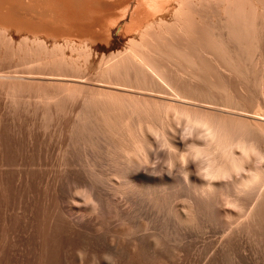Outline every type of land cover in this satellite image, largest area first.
I'll list each match as a JSON object with an SVG mask.
<instances>
[{
    "label": "bare ground",
    "instance_id": "6f19581e",
    "mask_svg": "<svg viewBox=\"0 0 264 264\" xmlns=\"http://www.w3.org/2000/svg\"><path fill=\"white\" fill-rule=\"evenodd\" d=\"M166 1L0 0V43L13 25L39 72L84 78L93 63L99 81L131 90L99 92L105 108L91 115L118 140L104 153L124 188L141 186L154 140L183 162L175 180L201 196L264 199V0H174L155 15ZM111 39L95 59L93 43Z\"/></svg>",
    "mask_w": 264,
    "mask_h": 264
},
{
    "label": "rangeland",
    "instance_id": "374dc122",
    "mask_svg": "<svg viewBox=\"0 0 264 264\" xmlns=\"http://www.w3.org/2000/svg\"><path fill=\"white\" fill-rule=\"evenodd\" d=\"M12 26L0 43V264H264L263 198L238 207L201 196L175 180L183 162L154 140L141 186L124 188L104 153L118 140L91 115L103 113L99 92L131 90L99 81L93 63L84 78L39 72ZM111 41L93 43V57Z\"/></svg>",
    "mask_w": 264,
    "mask_h": 264
}]
</instances>
